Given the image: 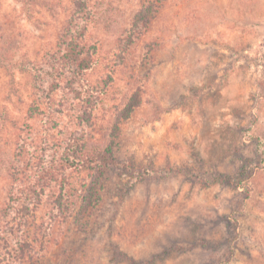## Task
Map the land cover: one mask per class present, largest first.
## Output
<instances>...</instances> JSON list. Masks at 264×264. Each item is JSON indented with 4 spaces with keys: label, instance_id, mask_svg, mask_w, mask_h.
<instances>
[{
    "label": "rangeland",
    "instance_id": "obj_1",
    "mask_svg": "<svg viewBox=\"0 0 264 264\" xmlns=\"http://www.w3.org/2000/svg\"><path fill=\"white\" fill-rule=\"evenodd\" d=\"M0 264H264V0H0Z\"/></svg>",
    "mask_w": 264,
    "mask_h": 264
},
{
    "label": "trees",
    "instance_id": "obj_2",
    "mask_svg": "<svg viewBox=\"0 0 264 264\" xmlns=\"http://www.w3.org/2000/svg\"><path fill=\"white\" fill-rule=\"evenodd\" d=\"M86 44H79L78 42L71 43L66 52L57 58V64L53 66V72L50 74L54 75L55 78L64 76L65 74L72 75V81L76 83H82L86 81V72L90 70L93 64L92 54L86 48ZM87 49V50H86ZM80 152V151H79ZM82 161L68 162L64 167L72 168L77 172L94 171L97 175L102 176L104 170L107 167H116L127 165L120 161L111 148L108 149H97L90 154H85L81 158ZM94 169V170H93ZM147 173V172H145ZM143 174H139L142 177ZM248 177V176H247ZM139 179V178H137ZM245 178L236 179L237 185L244 184ZM135 179L132 180V185Z\"/></svg>",
    "mask_w": 264,
    "mask_h": 264
}]
</instances>
